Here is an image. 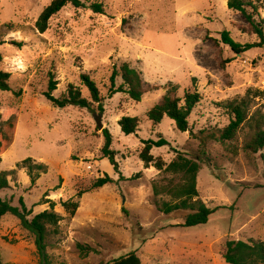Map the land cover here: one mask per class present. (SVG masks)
Instances as JSON below:
<instances>
[{"label": "rangeland", "instance_id": "obj_1", "mask_svg": "<svg viewBox=\"0 0 264 264\" xmlns=\"http://www.w3.org/2000/svg\"><path fill=\"white\" fill-rule=\"evenodd\" d=\"M80 1L85 6L67 3L40 33L35 21L50 0H0V71L10 75V89L0 91V172L14 171L0 198L14 206L21 198L28 219L46 209L59 214L56 231L47 229V264H107L131 252L141 264H228L226 241L264 242V148L244 150L257 125L264 128V48L236 54L220 38L227 31L240 44L256 42L246 19L227 0ZM250 1L253 19L264 21V0ZM93 2L101 13L90 8ZM124 62L141 73L139 102L108 95L113 65ZM82 74L104 98L101 113L94 103L59 108L44 97L52 78L53 96L73 84L90 101ZM172 85L178 97L186 90L201 95L183 132L166 116L152 124L145 115ZM240 100L251 118L222 141L219 131L230 117L225 105ZM123 116L139 117L136 133L121 132ZM105 128L120 174L102 157ZM159 136L169 144L153 147L154 157L168 164L181 152L199 163L198 196L218 207L206 223L183 227L187 211H158L171 200L161 188L182 182L180 174L146 167L139 158L141 140ZM28 157L47 166L34 184L16 167ZM105 173L114 182L92 188ZM68 200L78 202L73 216L61 206ZM80 246L93 251L82 254ZM0 259L41 264L34 235L11 214L0 219Z\"/></svg>", "mask_w": 264, "mask_h": 264}, {"label": "trees", "instance_id": "obj_2", "mask_svg": "<svg viewBox=\"0 0 264 264\" xmlns=\"http://www.w3.org/2000/svg\"><path fill=\"white\" fill-rule=\"evenodd\" d=\"M70 3L74 7L85 6L80 0H50L49 4L42 10L38 18L35 21V28L38 32L43 33L47 29L48 20L54 14H56L63 6ZM90 8L96 12L101 13L102 7L100 3H90ZM228 9H232L241 13V15L248 22L251 31L256 35L258 40L253 43L240 44L235 42L227 31H222L220 38L222 43L227 45L230 50L236 54L243 53L252 48H264V21L260 20L256 22L252 13L249 12V8H254L250 0H227ZM2 41H0V45ZM2 56L0 53V61ZM9 73L0 71V91H8L10 89L8 84ZM118 78L120 79L117 84ZM82 84L87 89L90 101L82 96L79 88L68 84L67 89L63 96L55 97L52 92L56 89L57 82L52 78L48 81L47 91L44 92V97L55 107H65L67 105L79 106L82 108H91L92 104H96L98 111L101 113L103 110V97L100 95L99 89L95 82L87 75L82 74L80 76ZM176 86L172 85L167 89L166 93L162 96L161 100L154 104L146 112V118L152 124H158L161 122L164 116L168 117L174 124V127L178 131H186L188 129L187 118L190 115L194 106L200 101L201 95L196 90H186L182 97L175 95ZM143 80L140 71L130 67L127 63H122L119 66L113 65L111 74L109 76V89L108 95L112 96L116 93H124L129 99L134 102L141 101L144 94ZM227 108L229 117V123L227 126L219 131V139L222 141H231L236 132L241 126L247 122L248 117V104L243 100L233 101L225 105ZM259 116H261L259 114ZM254 116L252 117V119ZM120 130L125 135L134 134L138 131L140 119L136 116H123L118 120ZM104 143L101 148L102 157L106 158L115 173H119L118 163L115 159L114 150L110 149L111 135L105 128L103 129ZM142 149L139 153V158L146 165H153L158 170H165L172 173L181 175V183L173 187H163L167 194L171 195L170 201H163L157 206L158 211L163 214H170L175 211L184 210L187 211L183 218V222L180 226L191 227L207 222L210 214L214 212L216 208H210L201 201L196 189V176L200 169V165L196 160L187 158L183 153L177 152L176 157L165 164L160 157H154L151 154L153 147H162L168 145V141L159 136L156 140L143 139L141 140ZM264 148V128H260L257 125V129L252 134L251 138L244 144V150L255 153ZM17 168H25L26 173L29 176L31 184L44 173L47 172V166L44 163L35 162L32 158L28 157L16 164ZM14 171H1L0 172V188H6L8 182L6 176L12 174ZM114 182L106 173L103 177H99L95 180L92 188L101 187L107 183ZM160 190L155 187L153 192L155 195L159 194ZM81 192L77 193L80 196ZM19 206H14L11 202L0 198V219L5 214H11L15 216L23 228L29 230L35 237V246L37 254L41 264H47L46 262V236L47 229L53 227L56 231V227L61 217L59 214L51 210H43L35 214L31 219H28L29 211L23 200L19 199ZM63 209L73 216L77 207V201H64L61 203ZM82 254H86L88 251H93L91 248L79 247ZM223 258L228 264H264V242L260 240H228L225 243V250ZM0 264H3L0 259ZM107 264H141L139 257L131 252L125 256L118 257Z\"/></svg>", "mask_w": 264, "mask_h": 264}, {"label": "water", "instance_id": "obj_3", "mask_svg": "<svg viewBox=\"0 0 264 264\" xmlns=\"http://www.w3.org/2000/svg\"><path fill=\"white\" fill-rule=\"evenodd\" d=\"M96 122H97L98 127H101L102 126V124L100 122V118H96Z\"/></svg>", "mask_w": 264, "mask_h": 264}]
</instances>
